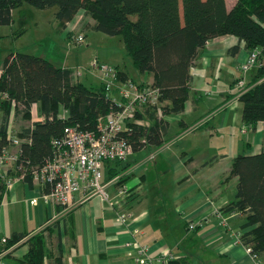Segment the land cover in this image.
Segmentation results:
<instances>
[{
  "label": "crops",
  "instance_id": "crops-1",
  "mask_svg": "<svg viewBox=\"0 0 264 264\" xmlns=\"http://www.w3.org/2000/svg\"><path fill=\"white\" fill-rule=\"evenodd\" d=\"M76 15L83 17V12L78 11L73 19ZM50 21L58 25L54 16ZM236 44L237 39L230 35L207 42L190 69V94L184 111L164 115L165 142L158 148L132 152L117 164L119 173L114 177L118 178L107 186L106 199L94 196L82 200L80 194H75L72 205L65 207L45 200L47 188L34 182L19 181L9 188L0 187V255L3 240L24 234L4 252H9L5 264H27L23 262L29 250L27 240L35 234L43 238L41 264H136L128 256L127 244L131 243L147 247L151 255L164 253L171 260H186L189 264H264V253L256 258L238 240L242 215L219 212L235 195L236 178L229 177L232 159L240 153H258L264 135V122H257L254 130L243 131L241 103H233L234 95H230L234 94L229 86L238 77L239 64L249 54L241 43L238 52L231 53ZM36 56L58 67L73 71L77 68L67 64L76 62L73 56L55 59V51ZM117 60L116 64H105L127 73L121 58ZM90 71L84 76L90 85L101 83L99 73ZM140 75L143 77L139 84L152 83L151 74ZM127 76L134 80L128 73ZM223 77L229 78V86L217 91L216 85ZM203 84H211L213 92L220 96L218 102L202 104V93L207 92ZM37 107H31L26 125L13 112L10 114L9 137L21 140L18 134L22 127L43 119ZM217 109L221 116L213 124L209 123L211 117L202 118ZM60 114L65 117L66 111ZM218 131L227 137L218 144H209ZM234 131L242 135L240 142ZM9 148L15 151L17 147ZM113 166H103L105 183L114 178L107 179ZM119 214L126 215L124 223L119 222ZM192 223L195 226L189 229Z\"/></svg>",
  "mask_w": 264,
  "mask_h": 264
},
{
  "label": "trees",
  "instance_id": "trees-1",
  "mask_svg": "<svg viewBox=\"0 0 264 264\" xmlns=\"http://www.w3.org/2000/svg\"><path fill=\"white\" fill-rule=\"evenodd\" d=\"M23 4L39 10L54 9V20L61 27L82 11L80 31L119 37L134 69L152 75L151 85L159 93L157 106L137 110V122L128 124L122 133L132 152L163 145L167 126L162 116L184 111L190 94V69L207 42L221 36L237 39L230 49L233 54L240 43L249 52H257V64L238 100L245 126L254 130L257 122H264V0H234L229 8L225 0H0V26L9 25L12 11ZM107 65L116 70L119 80L130 79L118 67ZM76 77L72 69L55 66L33 54L15 52L4 59L0 92L7 99L0 102V153L10 147L12 112L29 120L31 107L37 104L43 116L41 121L22 127L18 134L21 140L15 168L41 166L52 156L51 141L60 138L65 127L94 131L100 120L120 110L103 82L86 85ZM61 110L66 111L65 117ZM140 119L147 123H140ZM120 162L104 163L109 167L114 164L107 179L119 173L115 166ZM229 177L236 178L234 199L219 212L242 215L238 240L257 258L264 253V135L258 153H240L232 159ZM24 181L30 183V177ZM0 187L4 188L2 184ZM23 238L24 234H14L3 240L1 251ZM27 241L29 250L23 262L41 264L42 236L35 234ZM168 264L189 263L170 259Z\"/></svg>",
  "mask_w": 264,
  "mask_h": 264
},
{
  "label": "built area",
  "instance_id": "built-area-1",
  "mask_svg": "<svg viewBox=\"0 0 264 264\" xmlns=\"http://www.w3.org/2000/svg\"><path fill=\"white\" fill-rule=\"evenodd\" d=\"M73 38L77 43L83 41L82 35ZM256 64L257 52L253 50L249 52L248 59L242 64L240 70L245 74ZM94 65L101 71L102 82L107 91L111 92L117 83L122 84L118 95L119 99H123L127 104H121L113 98L120 110L115 114H108L100 120L94 131H82L71 126L65 127L63 135L51 141L52 156L38 167L30 169L14 167L19 156L20 140L10 136V146L17 148L15 151L9 147L3 148L0 153V184L4 188L24 181L29 176L31 182L48 189L44 195L45 200L61 206H71L75 194H80L82 200L94 196L107 198V186L116 181L118 177L105 183L102 172L104 163L125 161L132 154L130 144L122 136L125 129L123 122L132 117L136 106H157L159 93L151 85L141 88L138 86L139 89L131 79L123 80L120 83L116 70L111 66L98 62H95ZM236 87L242 89L244 86L240 82L236 84ZM6 99L7 95L0 92V101ZM126 219L125 214H119V222L124 223ZM194 226L195 224L192 223L188 228L193 229ZM131 244H127L129 246L128 256L132 257L136 264H168L171 259L167 254L151 255L147 247ZM1 264L3 263L1 262Z\"/></svg>",
  "mask_w": 264,
  "mask_h": 264
},
{
  "label": "rangeland",
  "instance_id": "rangeland-1",
  "mask_svg": "<svg viewBox=\"0 0 264 264\" xmlns=\"http://www.w3.org/2000/svg\"><path fill=\"white\" fill-rule=\"evenodd\" d=\"M226 5L229 8L232 5L233 0H225ZM54 9H45V10H39L35 9L28 4H23L20 8L16 9L14 12V22L10 25L0 26V34L2 37H0V70L1 65L4 61V59L11 53L15 52H21V53H28L33 55H38L39 53H45L47 55V52H53L55 51L56 56L55 59H63L66 60L68 56H73L74 58H77L75 61H69L67 62L68 65H77V68L74 70L76 73V76L79 74L77 71H79L80 76L78 77L77 81H80L86 85H90L91 82L85 79V74L92 72L90 70L97 71L100 76V80L102 82L101 77V71L99 69L95 68L94 64L95 62H98L99 64H105V63H111L116 64L118 62L117 59L121 58V65L123 66V69L127 71V73L135 80H132L135 85L138 87L148 86L151 84L146 83H140L142 79V75L138 73L134 67L132 66L130 58L126 55L122 42L119 37L114 36L110 37L100 32H95L93 30H87L84 33L80 30V24L83 19L80 15H76V17L71 19L68 25L61 27L59 25H54L53 22L50 20L53 17ZM82 35L83 41L81 43H77L74 41V36ZM249 55V54H248ZM248 59L247 58L239 64V74L238 77L234 80V82L229 86V78L223 77L221 79V83L216 85L217 91H223L228 88L231 89L230 93H234L236 102L238 100V96L241 95L246 90V84L250 80V73L251 69L243 74L240 70V67L242 64ZM71 60V59H70ZM107 65V64H105ZM77 70V71H76ZM120 83L123 82V80H119ZM242 82L243 88L240 89L236 87V84ZM235 84V85H234ZM122 84L117 83L116 87L111 90L110 94L112 95V98H115L117 102H121V104H127L123 99H119L118 90L121 87ZM207 86V92H203L202 94V104L209 103L210 100H214V102H218L220 99V96L218 93L213 92V87L211 84L206 85ZM202 85V86H203ZM152 86V85H151ZM138 87V88H139ZM201 87V86H200ZM139 88V89H140ZM199 88V87H198ZM211 90V92H209ZM241 90V91H240ZM240 91V92H239ZM3 101V100H2ZM0 101V102H2ZM206 104V105H207ZM215 104H209V107L214 106ZM149 106V105H147ZM240 106V105H239ZM135 110L133 111V115L130 119H125L123 122V127L126 128L128 124L131 122H137V119H135V113L137 110H142L143 106H136ZM240 108V107H239ZM220 109V108H219ZM220 110H216L214 112H209L207 114H203L204 117L207 118L211 117L210 124H213L216 119L220 118L221 114H219ZM218 113V114H217ZM159 116H162L161 114ZM213 116V117H212ZM19 118H21L24 122L23 124L26 125V120L22 118L20 115ZM164 120V116H162ZM20 119V120H21ZM140 123L146 124L144 120H139ZM248 127L244 125V129L246 130ZM235 132V138H238L241 140L242 135L238 133V131ZM245 132V131H244ZM227 135L223 134L221 131H218L216 134L213 135L211 141L209 144L215 145L218 144L222 139H225ZM15 138V137H14ZM11 139V138H10ZM240 142V141H239ZM48 192V191H47ZM17 244V243H16ZM15 245V244H14ZM14 245L6 248L5 250L1 251L0 255V264L1 262L5 264V256L8 255L4 252L9 250Z\"/></svg>",
  "mask_w": 264,
  "mask_h": 264
}]
</instances>
